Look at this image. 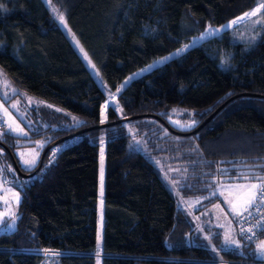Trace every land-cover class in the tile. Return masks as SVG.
Returning a JSON list of instances; mask_svg holds the SVG:
<instances>
[{
	"label": "trees",
	"instance_id": "obj_1",
	"mask_svg": "<svg viewBox=\"0 0 264 264\" xmlns=\"http://www.w3.org/2000/svg\"><path fill=\"white\" fill-rule=\"evenodd\" d=\"M50 3L79 37L105 87L43 0H0V69L20 91L81 119L50 133L46 147L73 136L55 145L61 146L50 163L56 147L45 153L35 175L21 172H33L40 161L24 169L16 159L18 172L9 152L0 154L2 174L21 195L17 228L0 233V264H38L42 248L56 252V264H221L195 236L157 163L182 166L177 188L183 197L210 193L219 177L264 175V0ZM261 5L259 36L255 30L242 36L246 42L233 41L229 28L202 37L209 26H228ZM174 107L193 111L192 129L168 123ZM101 124L108 125L77 133ZM0 146L15 153L26 145L5 131ZM245 244L247 254L223 250L222 260L258 264L249 249L254 243Z\"/></svg>",
	"mask_w": 264,
	"mask_h": 264
},
{
	"label": "rangeland",
	"instance_id": "obj_2",
	"mask_svg": "<svg viewBox=\"0 0 264 264\" xmlns=\"http://www.w3.org/2000/svg\"><path fill=\"white\" fill-rule=\"evenodd\" d=\"M43 1L50 9L53 18L70 38L74 48L81 55L88 68L90 69L92 75L96 78L98 84L101 87H105L103 77L96 63L92 60L90 54L80 41L77 34L70 28L63 14L59 11V9H57L50 3V0ZM262 7L263 6L261 5L247 11L246 13H253L255 11V15L244 17V13L239 17L242 19L235 20V24L230 23L228 26L222 27L220 29L215 26H209L207 30L219 29V31L215 33H220L230 28L231 39L233 41L246 42V39L244 38L252 36L257 32V36H259L263 30V19L261 16L259 17V13ZM61 16H63V20L60 19ZM255 30L256 33H254ZM209 34L212 35L210 31H206L202 34V37L205 38ZM242 36H244V38H242ZM182 49H185V47ZM152 67H154V64L142 68L135 76L149 71L150 69H152ZM114 96L116 97L117 94H115ZM108 97L110 100L113 97V94H109ZM107 104L108 103L105 102L101 106L102 112L106 110L108 106ZM13 105H15V107H13ZM4 109H7V113L4 111ZM192 112V110L185 107H174L167 115L168 123H170L173 127L177 128L180 131L190 130L194 126L186 127V125L195 120ZM0 120L3 124L6 125V127L8 124H12L13 127H16L18 125L24 130V133H26V135H17V133L9 131L8 128L4 130V132L6 131L12 136L16 137V141L18 142V144L26 145L16 147L14 149L15 153H12L13 156L16 157L15 159L18 160V162L24 169H31L35 167L40 161L44 151L46 150L45 148H47L46 145L51 139L53 130L65 127L71 128L81 123V119H79L76 115L68 114L56 106H52L17 89L1 69ZM49 126V133L43 136L36 137V135L34 134L35 132L44 130V128H47ZM4 132H2V134ZM37 142H41L43 144V147H41ZM60 146H55L56 148H54L49 154L47 163H50L53 158V152L56 153V151L59 150ZM5 150L7 151L6 148L0 146L1 155H3ZM36 153H39V156L37 163L34 166H26L21 162L20 154H23L24 160H32ZM157 166L162 170V177L165 180L171 193L173 194L177 206L183 209L192 221L193 227L195 229V236H199L201 238L202 243L210 249V251L215 256V259L219 263L229 264L228 262L222 260L221 252L223 250H230L247 254L245 250L246 244L237 234V225L234 221V218L237 215L234 214L233 205H242L243 200L246 199L249 195L259 192L258 189L238 188L237 186L263 184V174H245L237 177H219L218 179H215L216 187L210 193L202 196L183 197L177 188L180 180L184 178V173H181L182 166L175 163L164 164L163 162L157 163ZM9 170L10 172L14 171L12 166H9ZM220 170H222V167H220ZM1 171L0 213H3L5 215L0 216V233H7L12 232L17 228L16 212L21 195L19 191L12 186V183L8 180V178L5 177V175L2 174ZM243 171L250 172L253 170L247 169ZM17 194L19 197L18 203ZM99 200L100 204L98 207V241L100 242L102 238V196L99 197ZM4 221H7V223H4ZM226 233L230 235L231 239H234L238 242V246L230 243L226 244L224 242ZM262 241H264V237L256 241L253 246L249 248L250 253H252L255 259L259 261L256 262L258 264H264V254L257 250L258 245H260ZM193 243H196V241L193 240ZM37 252L43 255V258L38 264H56L54 260L56 252L50 251L47 248L38 249Z\"/></svg>",
	"mask_w": 264,
	"mask_h": 264
},
{
	"label": "snow or ice",
	"instance_id": "obj_3",
	"mask_svg": "<svg viewBox=\"0 0 264 264\" xmlns=\"http://www.w3.org/2000/svg\"><path fill=\"white\" fill-rule=\"evenodd\" d=\"M250 15H255V11L253 13H245L244 17H248ZM60 19L63 20V16H61ZM238 19H242V18H238ZM231 23L235 24L236 21H233ZM222 27H226V26H222ZM206 31H210L211 34H215V32L219 31V29H216V30L209 29V30H206ZM253 39H255V38H253ZM184 47L186 49L188 46L186 45ZM183 50L184 49L178 50L177 54H179ZM167 59H169V57H165L161 61H158L157 63H162L164 60H167ZM93 67H94V65H93ZM129 79H131V78H129ZM125 83H127V81H125ZM121 87H123V85ZM120 90L121 89L118 88L117 92H119ZM13 107H15V105H13ZM4 111L7 113V109H4ZM195 123H196V121L193 120V121H191L190 124L186 125V127H193V126H195ZM7 128H8L9 131L17 133V135H26V133H24V130L22 128H20L18 125L16 127H13L12 124H8ZM0 135H2V133H0ZM37 143L40 144L41 147H43V144L41 142H37ZM20 155H21V162L23 164H25L26 166H34L37 163L39 153H36V155L33 157L32 160H24L23 159V154H20ZM54 156H55V152H53V157ZM261 167H264V166H261ZM102 180H103V170L101 169V181ZM237 187L238 188H251V189L261 190L259 193H252L251 195H249L246 199L243 200L242 205H239V206L236 205V204L233 205L234 214L246 219L248 216H251L250 209L253 208L254 206H256L255 205V201L257 200L258 196H264V184H260V185H258V184L238 185ZM18 202H19V197H18V194H17V203ZM230 203H231V201H230ZM2 215H5V214L0 213V216H2ZM4 223H7V221H4ZM13 224H14V221H13ZM9 226H11V225H9ZM256 227L257 228L264 227V217H261L260 220L257 221ZM244 232L255 234L254 233V229L251 228V227L247 228V229H243L242 228L241 229V233H244ZM249 239H251V237H249ZM224 242L226 244L230 243V244H234V245L238 246V242L236 240H234V239H231V237H230V235L228 233L225 234ZM257 250L260 251L262 254H264V241H262L260 243V245H258V249Z\"/></svg>",
	"mask_w": 264,
	"mask_h": 264
},
{
	"label": "built area",
	"instance_id": "obj_4",
	"mask_svg": "<svg viewBox=\"0 0 264 264\" xmlns=\"http://www.w3.org/2000/svg\"><path fill=\"white\" fill-rule=\"evenodd\" d=\"M110 94H113V97L110 100L109 97H107L105 102H107L108 104L115 100L114 95L117 94V91ZM6 128H7L6 125L3 124L0 120V133L4 132ZM0 171H1V164H0ZM263 184H264V180H263ZM260 191L261 190H259V192ZM255 205L256 206L250 209L251 216H248L246 219L240 216H236L234 218L235 219L234 221L237 225V234L247 244H253L264 237V227L261 228L256 227L257 221L260 220L261 217H264V196H259L257 201H255ZM250 227L254 229L255 234L248 232L241 233L242 228L247 229ZM249 237H251V239H249Z\"/></svg>",
	"mask_w": 264,
	"mask_h": 264
},
{
	"label": "water",
	"instance_id": "obj_5",
	"mask_svg": "<svg viewBox=\"0 0 264 264\" xmlns=\"http://www.w3.org/2000/svg\"><path fill=\"white\" fill-rule=\"evenodd\" d=\"M220 108H218L209 118H207L195 131L197 132L198 130H200L206 123H208L209 121H210V119L217 113V111L219 110ZM128 119H130V118H125V120H128ZM121 121H123V119H121V120H118V121H115V122H112L111 124H114V123H118V122H121ZM106 125H108V124H101V125H97V126H92L91 128H86V129H83V130H80L79 132H77V133H80L81 131H89V130H91V129H96V128H98V127H101V126H106ZM71 136H73V134H71V135H68V136H65V137H63V138H61V139H59L57 142H55V143H52V144H50L47 148H46V150H45V152L43 153V155H42V157H41V160H40V163H39V166L36 168V170H34L33 172H31V173H23V172H21L22 174H24V175H28V176H31V175H35L38 171H40V169L42 168V166H43V162H44V155H45V153L48 151V150H50L52 147H54L55 145H57L58 143H60V142H62V141H64L65 139H67V138H70ZM7 151L9 152V155H10V157H11V159H12V162H13V164H14V166H15V168L18 170V172H20V168H19V165H18V163H17V161H16V159H15V157L13 156V154H12V152L10 151V149H7Z\"/></svg>",
	"mask_w": 264,
	"mask_h": 264
},
{
	"label": "crops",
	"instance_id": "obj_6",
	"mask_svg": "<svg viewBox=\"0 0 264 264\" xmlns=\"http://www.w3.org/2000/svg\"><path fill=\"white\" fill-rule=\"evenodd\" d=\"M21 199V198H20ZM19 204V203H18Z\"/></svg>",
	"mask_w": 264,
	"mask_h": 264
}]
</instances>
